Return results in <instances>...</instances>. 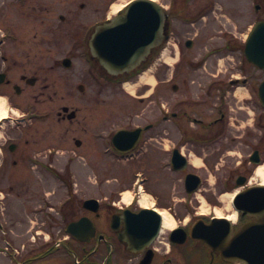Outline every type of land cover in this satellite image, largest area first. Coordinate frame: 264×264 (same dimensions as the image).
Wrapping results in <instances>:
<instances>
[{"label": "flooded vegetation", "instance_id": "af4514ba", "mask_svg": "<svg viewBox=\"0 0 264 264\" xmlns=\"http://www.w3.org/2000/svg\"><path fill=\"white\" fill-rule=\"evenodd\" d=\"M115 1L0 0V98L9 114L16 108L24 115L35 111L34 118L49 123L48 129L33 131L9 127L0 143V264H255L252 248L233 247V243L241 227L256 221L236 212L231 201L261 184L252 180L256 162L264 163V122H258L257 137L244 107L245 118L236 120L244 130L231 135L235 120L230 115L237 112L233 107L237 96L230 81L238 78H230L229 87L221 78L202 86L195 79L189 83L187 70L188 64H196L192 71L196 72L202 63L217 59L214 52L191 59L199 43L239 51L249 29L264 19V0H154L166 14L161 38L139 66L113 78L92 55L89 43L96 24L110 18ZM64 3L69 13L59 15V23L48 27L51 11ZM96 12H103V17ZM243 30L247 32L241 38ZM166 44L178 48H173L176 66L170 72L157 69L154 86L141 87L140 94L127 92L133 103L120 86L148 71L161 59ZM73 66L75 71L64 78L63 71ZM85 92L91 97L87 106L64 103L66 95ZM100 94L108 96L110 109L114 101L115 109L127 119L125 126L103 134L79 127L88 123ZM122 99L124 106L118 103ZM164 99L166 109L157 103ZM149 115L155 117L146 123L134 119ZM63 130L72 132L64 141L70 140L66 149L71 147L78 158L104 155L103 144L120 156L113 149L115 133L137 131L138 139H132L131 152L124 158L150 205L126 204L121 191L107 185L79 187L71 161L60 172ZM237 142L248 152L240 154L241 160L220 164ZM176 153L187 158L183 170L181 161H175ZM192 156H201L200 173L194 172ZM84 169L94 173V168ZM189 174L201 178L194 192H190L194 183L186 181ZM228 196L226 203L223 197ZM142 209H155L173 226L161 219L155 233L151 213L145 212L142 217L147 222H140L138 231H127L128 220ZM208 224L211 231L205 230ZM227 251L238 255L230 257L224 254Z\"/></svg>", "mask_w": 264, "mask_h": 264}, {"label": "rangeland", "instance_id": "374dc122", "mask_svg": "<svg viewBox=\"0 0 264 264\" xmlns=\"http://www.w3.org/2000/svg\"><path fill=\"white\" fill-rule=\"evenodd\" d=\"M72 1L80 2V1H84V0H72ZM126 1L127 0L115 1L111 7L110 13L112 14L113 12H115V10L118 9L117 7H120L123 4H125ZM67 5L68 4H65V3L62 4L61 9L54 7L55 9L52 10L50 15H49V18H51L53 20L51 22H49L48 27H51L52 24L55 25V24L59 23V19H58L59 15L67 16V13H69V11L66 9ZM20 16L21 15L16 14L17 18ZM96 16L97 17H103V12H96ZM246 32H247V30H243L240 32L242 35L241 38H244V35L246 34ZM198 45L199 46H196L193 49V51H191V55H192L191 59H193L194 57L206 56L208 54L207 51L211 52V53H213V52L217 53V55H216L217 59L215 58L212 62L210 60H207L206 62L202 63V66L200 67L201 70H197L196 72H192V71L196 68L197 65L196 64H193V65L188 64L189 69L187 70V72L191 71L188 75L190 77V78H188V81L190 84L192 82L191 79H195L193 81L198 82L202 86H206V85L212 84V81L216 80V78H221L222 80L225 81L224 86H228L227 84H228V80L230 78L235 77V78L243 79L245 77L249 82L248 87L250 89V91H249L250 94L253 93L255 95V92L251 90V87H253V89H255V87H257L258 82L264 77V73L260 72L259 70H252L251 68H247L248 64L246 62L242 63V50H243L242 46L237 48L239 51H233L232 52L229 47H223V46L202 47V46H200V45H202L201 43H199ZM173 48H175V47L171 44H169L165 47L166 50H164L163 52H166V54L162 60H165V62H167V64H162L161 67L159 68V70H162V71L169 70V69L172 70V68L174 66H176L175 60L177 59V53H176V55H173V51H174ZM162 50H163V48H162ZM175 50H178V48L176 47ZM159 55L160 54H158L155 58L159 57ZM77 68H79V67H77ZM184 68H185L184 64L180 65L179 71L181 69L184 70ZM74 71H75L74 66L71 70H69V72L64 70L63 71L64 78L65 77L68 78L67 75L73 73ZM216 75H218V76L216 77ZM145 79L147 81H150L153 83L151 76L147 73L140 80H138V81L134 80V82L132 81L133 83H130L128 86H126V89L135 95H138V93L140 94L139 85ZM120 90L123 91V93L126 94L127 96L133 98L131 95L126 93L122 88H120ZM115 91H118V90L116 89ZM236 94H237V98H235L236 104L233 106L234 109L237 110V105H240L241 107L244 106L245 108H248L252 113L256 114L255 119H254V124H255V128L257 129L256 135L258 137L257 123L260 120L262 122H264V112H263L262 108L260 107L258 100L252 94V99H249L248 101H245V103H243L242 98L244 96L246 97L247 93H244V91L238 92L236 90L235 95ZM89 97H90V94L87 92L82 93V94H78L75 97L66 95L64 97V103H66L68 105L78 104L81 107H85L88 105V102L90 101ZM112 98H114V97L112 96ZM90 99H91V97H90ZM106 102H109L108 96L104 97L101 94L99 96H97V99L95 101L96 109L94 111L93 110L89 111L90 114H89V117L87 118L88 123L87 124L85 123L84 125L82 124V126H79V127H84L87 130H89V128L91 127L90 128L91 132L94 131L96 134H103V133L112 132L115 129H119L121 126H125L127 119L125 118V116L121 115V110L118 111L115 109L114 101H111V109H110V107L107 106ZM118 103H120L121 105H123V104L125 105V100L122 99ZM133 103L136 104V101L134 98H133ZM157 103H161L165 106V109L167 108V100L166 99L157 100ZM230 103L232 104L231 101H230ZM0 104L4 105V100L1 98H0ZM116 107L119 108V105ZM159 107L161 108L160 105H159ZM6 108L7 107H5V109ZM106 109L108 110L107 112H105ZM13 110H14V114L11 115L12 116L11 121L0 123V124H2L0 127V143H3L5 141V138L7 137L6 131L8 130L9 127L10 128L12 127L13 129H17L18 127H20V128L23 127L24 129H29L30 131H33L35 128L48 129L49 123L45 120H41V118H38L39 120H37V121H35L34 119H32V121L29 120V117L31 115H33L35 113V111H31L30 116H29V115H24V114H26V112L23 113L22 111L17 110V108L13 109ZM147 110H148V108L144 107L145 113H147L146 112ZM93 112L95 113L94 116H93ZM106 113H109V115H107L103 118V116ZM252 113H251V117H252ZM154 117L155 116H153V115H149L147 118H145L144 116H139V117H134V119H135L136 123H140V122H144V121H145L144 123H146L147 121H150L149 119H154ZM249 118H250V116H249ZM101 119H102L101 123H99L98 125H95V122H99ZM238 127H240V125H238V123L235 121V126H234L232 134H235V135H241L242 134V132L244 130L243 127H240L239 130L237 129ZM100 131H103V132H100ZM71 133L72 132L65 134L64 130H63V135H62V138L60 139V141L63 142L62 147H60V149H59V155L62 157V163H60V166L62 167V170H63L60 172H64L66 165L71 161L70 167L72 168L73 172L76 173V177H77V179L74 180V183L78 184L79 187L86 188V190H87V188H89V189H91V188L97 189L99 187L105 188V185H107L109 187H113V189H115V190L119 189V191H121V193H122L121 194L122 197H124L125 191L128 192L129 194L131 193V196H134V194L132 192L136 191L135 188H136L137 184L135 183L136 178L131 177V175H130V174H132V172H130L131 171L130 167H132V165H130V162L126 161V159H124V158H121V159L116 158L113 154H111L109 152L108 149L106 150L105 144H103V147L105 148L104 155H101L99 157L95 156V158L92 156H90L88 158H83V157L78 158L77 156L73 155L72 152H70L73 150L71 147H69V149H66L67 148L66 144L69 145L70 140L67 142L64 140L69 138V136L71 137ZM88 133H89V131H88ZM77 135H78V133L76 132L74 134V136L77 137ZM89 138H88V140L90 141L91 137H89ZM98 139H100V138L98 137ZM238 142L232 143V148L229 149V151L232 153V155L226 161L241 160L243 157L241 158L240 154L248 152V151L246 152V150L245 151L242 150V147H241L242 144L240 145ZM103 143H104V141H103ZM239 148H241V149H239ZM195 159L196 158L192 157L191 162L194 163ZM224 161H225V158H223L222 161H220V163L224 164ZM84 168H89V169L94 168L95 170L93 169L94 173H91V171L88 172ZM253 178H254L252 180L253 182H260L259 178L256 177L254 174H253ZM126 180H130V183H127L128 186L122 188L121 184L124 183ZM127 190H129V191H127ZM147 198L148 197L146 195L142 194V196L139 197V202L142 205L148 206V205H150V203H149L150 201H148ZM177 198H179V197H177ZM223 199L226 201V203L229 202V197H227V198L223 197Z\"/></svg>", "mask_w": 264, "mask_h": 264}, {"label": "water", "instance_id": "95a60500", "mask_svg": "<svg viewBox=\"0 0 264 264\" xmlns=\"http://www.w3.org/2000/svg\"><path fill=\"white\" fill-rule=\"evenodd\" d=\"M164 18L161 9L153 2H132L124 14L96 28L97 34L93 40L95 55L111 73L135 67L156 44L155 39L162 34ZM244 55L249 62L264 70V21L257 22L252 28ZM259 98L264 106V81L259 87ZM136 135L137 131L117 133L113 139L116 149L122 152L129 150L133 140H136ZM233 204L242 214L256 221L240 228L234 238L233 247L252 248L254 251L250 255L254 257L253 263L264 264V186L256 185L240 193ZM147 211L152 214L157 231L160 217L155 212L143 210ZM141 214L133 215L128 220L127 231L139 230L137 226L142 221ZM205 230L211 231V225ZM227 253L232 257L233 253L227 251L224 254Z\"/></svg>", "mask_w": 264, "mask_h": 264}, {"label": "bare ground", "instance_id": "6f19581e", "mask_svg": "<svg viewBox=\"0 0 264 264\" xmlns=\"http://www.w3.org/2000/svg\"><path fill=\"white\" fill-rule=\"evenodd\" d=\"M117 8L118 9H116L115 11L119 10L121 8V6L120 7H117ZM6 116H7V112L4 110V108L2 106H0V120L6 118ZM194 161H195L194 164L197 165V166L203 164V161L201 159H199V158H196ZM254 175L259 178V180H260L261 183L264 184V165H260L255 170ZM130 199H131V193L129 194L128 192L125 191L124 192V202L125 203H129L130 202ZM164 221H165V225H167L169 227H172L173 226V223L171 222V220L164 218Z\"/></svg>", "mask_w": 264, "mask_h": 264}]
</instances>
